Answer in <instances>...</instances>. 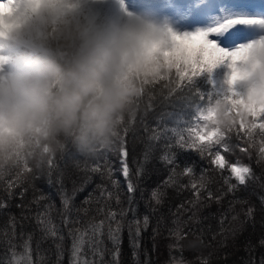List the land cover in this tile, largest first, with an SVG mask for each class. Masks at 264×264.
Masks as SVG:
<instances>
[{"label":"snow or ice","instance_id":"obj_1","mask_svg":"<svg viewBox=\"0 0 264 264\" xmlns=\"http://www.w3.org/2000/svg\"><path fill=\"white\" fill-rule=\"evenodd\" d=\"M14 2L5 0L0 7L11 8ZM121 7L126 11L123 0ZM206 8L219 12L211 27L183 33L169 30L170 71L143 86L136 102L140 111L122 126L113 152L98 153L84 165L77 163L75 180L65 170L71 152L49 160L40 173L25 167L0 176V214L5 217L0 227V264H65V258L67 264H124L125 233L132 264H153L150 253L157 250V238L165 232L172 241L167 264H186L183 242L203 245L192 264H212L211 257L226 241L239 250L237 236L246 225L255 227L258 214L264 228V107L257 101L255 83L238 90L240 80L251 71V52L264 45V39L232 49L237 26H264V4L209 0ZM7 20L0 13V26ZM221 68L230 69L227 77L219 75ZM202 83L210 87L204 90ZM177 101L193 110L190 120L181 117L177 127L170 128L163 122L171 113L158 115L155 126L145 119L159 104ZM221 103L234 114L233 126L223 138L218 130L205 127L208 114ZM181 152H194L200 163L181 164ZM109 154L116 157L118 167ZM157 160L163 170L153 164ZM253 164L260 168L259 175ZM152 172L166 176L149 191L145 182ZM38 175L58 186V208L35 189ZM94 177L99 182L77 205L76 196ZM66 179L73 185L71 194ZM29 188L33 189L30 199ZM241 192L255 197L258 206L250 198H240ZM13 201L18 202L13 205ZM213 204L216 212L201 214ZM13 206L18 215L10 211ZM149 230L151 249L145 245ZM48 242L50 247L42 249ZM243 251L246 258L240 264H264V236L258 242L246 240Z\"/></svg>","mask_w":264,"mask_h":264},{"label":"clouds","instance_id":"obj_2","mask_svg":"<svg viewBox=\"0 0 264 264\" xmlns=\"http://www.w3.org/2000/svg\"><path fill=\"white\" fill-rule=\"evenodd\" d=\"M104 7L103 0H15L0 7L8 17L0 26V176L25 167L40 173L73 150L88 158L113 152L122 126L140 111L143 86L170 71L169 30L189 32L176 18L152 7L120 5L115 15ZM249 67L238 86L255 83L264 107V45L253 49ZM208 117L205 127L221 138L233 126L225 103Z\"/></svg>","mask_w":264,"mask_h":264},{"label":"trees","instance_id":"obj_3","mask_svg":"<svg viewBox=\"0 0 264 264\" xmlns=\"http://www.w3.org/2000/svg\"><path fill=\"white\" fill-rule=\"evenodd\" d=\"M202 79V78H201ZM202 89L207 90L209 87L208 85H204L203 83L201 84ZM191 108L185 107V105L177 101L175 103H161L157 107L154 108V110L149 111L147 113V116L145 119L151 126H155L156 124V118L158 115H160L162 112L166 113H171V115L164 120V124L167 125L168 127H177V121L181 118L184 117V119L189 118V116L192 113ZM191 119V118H190ZM140 148L137 146V154H139ZM72 158L67 162V168L65 169L66 172L71 175L72 180H75L78 178L79 171L76 169L75 165L77 163L84 165L85 162H91L93 158H88L80 153L76 152L75 150L71 151ZM110 159L113 161V164L118 165V160L116 159L115 156L109 154ZM179 162L181 164L184 163H190L192 160H196L197 163L199 164V158L196 156V154L193 153H185L181 152L179 153L178 156ZM247 162V161H245ZM153 164L155 165L156 168H160L163 170V165L160 164V162L154 161ZM63 166V163H62ZM153 165H149V169L151 171ZM253 168L256 171L257 175L260 174V168L256 167L255 164H253ZM166 173L160 176H157L155 172H152L151 176L149 179L146 180L145 182V187L151 190V188L156 186V182L158 180H161L165 178ZM121 181L123 180L122 177H120ZM99 182L98 177H94L93 183L89 185L84 192L79 193L76 196L75 203L79 205V203L84 199V197L87 195V192L92 190V187H94V184ZM65 186L71 194L72 191V183L71 180H65ZM34 187L39 193H43L45 196H48L51 198V201L55 203L57 208L60 206V196L58 194L57 188L58 186L55 184H49L47 176L44 175H38L37 179L34 181ZM259 190V189H257ZM33 194V189L29 188L28 190V197L29 199L31 198ZM148 193H145V196H147ZM174 196L175 194L172 193ZM238 196L240 198H250L253 203L257 204L258 206V200L255 197H250L249 193L246 192H241L238 193ZM18 201H13V205L17 203ZM10 211L14 214H19V210L13 206ZM144 211L143 204H141V212ZM217 211V205L213 204L210 208L203 209L201 214L202 215H207L209 213H214ZM5 217L0 214V227L3 226ZM257 223L255 227L251 224H248L244 227V230L237 236L235 243L239 245V250H237L236 247L230 246L232 244L231 240H228L225 242V246L219 250V252L211 257L212 264H240L241 258L245 257L246 258V253L243 251V243L251 239L253 242H258L259 238L261 236H264V228L261 227L259 220V214L257 215ZM207 223V222H206ZM213 226L215 227V222H213ZM151 230H149L148 233H145V245L151 249ZM172 243L171 239L167 237V233L165 232L162 237L157 238V250L155 252H151V260L153 261V264H167L169 261V249H168V244ZM50 247V242L45 243L42 245V249H47ZM206 254L207 250H203ZM262 250L258 249L257 250V258H259V254ZM199 253L193 250H189L187 248H184L183 251V259L185 260L186 264H192V262L196 261L198 258ZM54 259V257H53ZM141 259H143V256H141ZM123 260L124 264H132V257H131V250L128 247V242H127V233H125V239H124V245H123ZM65 264H67V258H65Z\"/></svg>","mask_w":264,"mask_h":264},{"label":"rangeland","instance_id":"obj_4","mask_svg":"<svg viewBox=\"0 0 264 264\" xmlns=\"http://www.w3.org/2000/svg\"><path fill=\"white\" fill-rule=\"evenodd\" d=\"M169 1L172 2L173 0H123V3L129 11H140L144 8L152 7L167 13L169 16L179 21V28L181 31L187 30L191 32L211 27L216 22V17L219 15L218 10H207L206 5L209 3V0H188L186 1V5L172 2L168 8L163 2ZM0 2H5V0H0ZM88 2L89 0H84V3ZM103 2L105 7L102 10L104 12L113 15L117 14L119 6L121 5V0H103ZM179 2H182V0H179ZM200 2H202V6H200ZM256 2L264 4V0H256ZM113 4H115V7ZM176 5L181 6L182 9H178L179 7L171 9ZM261 14H264V10L261 11ZM233 31L238 39L236 43L232 45V49L264 39V26H237ZM224 72L225 68L218 70L221 77H223ZM238 90L243 91L244 87L240 86ZM194 115L195 113L192 111L191 115L186 120H190Z\"/></svg>","mask_w":264,"mask_h":264}]
</instances>
